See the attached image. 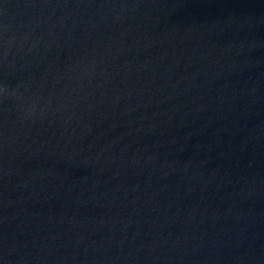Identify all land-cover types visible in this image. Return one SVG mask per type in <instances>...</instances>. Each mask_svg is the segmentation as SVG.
Here are the masks:
<instances>
[{
    "label": "water",
    "instance_id": "95a60500",
    "mask_svg": "<svg viewBox=\"0 0 264 264\" xmlns=\"http://www.w3.org/2000/svg\"><path fill=\"white\" fill-rule=\"evenodd\" d=\"M0 264H264V0H0Z\"/></svg>",
    "mask_w": 264,
    "mask_h": 264
}]
</instances>
